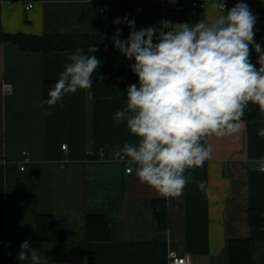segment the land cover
<instances>
[{"label":"crops","instance_id":"0c3cea01","mask_svg":"<svg viewBox=\"0 0 264 264\" xmlns=\"http://www.w3.org/2000/svg\"><path fill=\"white\" fill-rule=\"evenodd\" d=\"M191 0H0V28L30 35L96 36L104 46L92 53L101 64L92 80L138 79L135 62L113 46L112 37L134 19L135 28L171 30L221 14L211 8L187 6ZM248 4L256 16L254 40L264 50V0H229ZM110 3L108 18L100 8ZM170 3L169 7L166 5ZM32 4V8H27ZM87 50H83L87 53ZM75 50L42 53L0 42V264H27L17 259L29 241L48 264H170L186 256L189 264H229L232 239H248L252 264H264V225L251 227L249 211L264 213V113L244 118L241 131L224 138L208 137L211 158L185 171L189 183L176 198H164L142 184L127 159H117L125 143L135 144L115 112L126 106L120 96L96 98L92 87L67 94L50 109L44 83L58 81ZM66 144V149L62 146ZM122 152V151H121ZM24 167V171L21 168ZM205 183V190L198 188ZM167 205V225L158 223L154 201ZM51 214L65 222L63 242L44 243L36 237V217ZM100 214L110 222L109 241L89 242L86 218ZM8 250L13 255L8 262Z\"/></svg>","mask_w":264,"mask_h":264},{"label":"clouds","instance_id":"9594fccd","mask_svg":"<svg viewBox=\"0 0 264 264\" xmlns=\"http://www.w3.org/2000/svg\"><path fill=\"white\" fill-rule=\"evenodd\" d=\"M211 8L221 13L211 22L205 17L166 31L152 26L137 30L134 19L127 17L113 21L130 29L122 40V29L117 28L112 41L122 55L135 61L131 70L138 77V85L127 88L126 106L113 116L137 138L121 151L134 166L127 171L164 198L179 197L191 179L185 171L200 168L211 158L208 137L239 133L249 104L264 113V50L254 40L256 16L244 2L225 12L223 0H212ZM98 50L90 46L87 53L76 49L70 55L44 101L45 116L66 94L92 87V76L101 64L92 53ZM252 50L258 54V69L250 60ZM257 134L264 137V128ZM198 188L204 191L205 183L199 182ZM17 259L48 264L27 240Z\"/></svg>","mask_w":264,"mask_h":264},{"label":"trees","instance_id":"16d2710c","mask_svg":"<svg viewBox=\"0 0 264 264\" xmlns=\"http://www.w3.org/2000/svg\"><path fill=\"white\" fill-rule=\"evenodd\" d=\"M102 42L103 39L96 36H64V35H30L24 33H8L0 28V42H11L24 51H39L51 53L64 50H86L90 46L95 47L94 42ZM250 60L258 64V54L252 50ZM57 81L44 83V97L48 99V92ZM131 84L138 85V79L120 80H94L92 93L96 98L120 96L126 99L127 88ZM67 95V94H66ZM65 95V96H66ZM64 96V97H65ZM63 97V98H64ZM260 109L256 105L250 106L246 117L247 121H253L260 117ZM208 142V140H207ZM154 209L158 223L161 227L167 225V205L162 200L154 201ZM249 224L251 227L264 225V213L258 209L249 211ZM112 236L111 225L100 214H89L86 218V237L89 242L109 241ZM36 237L39 242L56 243L63 242L66 237L65 222L55 218L51 214H41L36 217ZM229 264H252V249L248 239H232L228 246ZM92 264V263H90Z\"/></svg>","mask_w":264,"mask_h":264},{"label":"built area","instance_id":"2783aa9c","mask_svg":"<svg viewBox=\"0 0 264 264\" xmlns=\"http://www.w3.org/2000/svg\"><path fill=\"white\" fill-rule=\"evenodd\" d=\"M223 2L226 4V9L228 8V5H229V0H223ZM171 4L168 3L166 5V7H169ZM187 6H192L194 8H200V9H205L206 7V3L205 2H201V1H198V0H191L187 3ZM33 5L32 4H29L27 6V8H32ZM110 11H111V5L110 3H105L102 5V7L100 8V14L102 16V18H108L109 15H110ZM67 145L64 144L62 146L63 149H66ZM115 158L117 159H126V157L123 156V153L121 151H117L116 154H115ZM264 163V161L262 162ZM24 168V167H23ZM128 169V168H127ZM261 169H262V164H261ZM127 173H130L127 171ZM0 244H6L5 241H0ZM13 253L11 250H8L7 253L5 254L4 256V260L6 262L9 261V259L12 257ZM170 264H189V261L187 259L186 256H178V257H175L173 258L172 260H170Z\"/></svg>","mask_w":264,"mask_h":264},{"label":"water","instance_id":"95a60500","mask_svg":"<svg viewBox=\"0 0 264 264\" xmlns=\"http://www.w3.org/2000/svg\"><path fill=\"white\" fill-rule=\"evenodd\" d=\"M94 44H95L96 46H104V43H100V42H97V41H95Z\"/></svg>","mask_w":264,"mask_h":264}]
</instances>
